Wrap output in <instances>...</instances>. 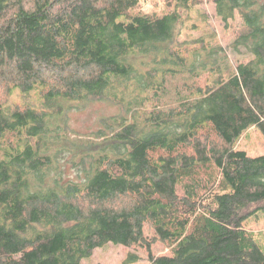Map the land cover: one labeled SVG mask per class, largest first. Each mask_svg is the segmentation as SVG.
Returning <instances> with one entry per match:
<instances>
[{
	"label": "trees",
	"instance_id": "trees-1",
	"mask_svg": "<svg viewBox=\"0 0 264 264\" xmlns=\"http://www.w3.org/2000/svg\"><path fill=\"white\" fill-rule=\"evenodd\" d=\"M105 99L120 114L67 137L70 104ZM251 128L264 138V0H0V264L109 242L264 264L244 227L264 211V154L237 146ZM67 140L77 171L48 178Z\"/></svg>",
	"mask_w": 264,
	"mask_h": 264
},
{
	"label": "rangeland",
	"instance_id": "rangeland-1",
	"mask_svg": "<svg viewBox=\"0 0 264 264\" xmlns=\"http://www.w3.org/2000/svg\"><path fill=\"white\" fill-rule=\"evenodd\" d=\"M149 6V5H148ZM200 11H206L211 17V22L214 24L219 33L223 44L224 34L227 33L218 23L213 19V10L209 3L205 2ZM230 57L234 55L229 51ZM12 99V98H11ZM120 107L109 100H93L81 103H72L65 112V120L62 124H66L68 135L71 139H92V132L97 130L101 124L100 120L103 117H111L120 114ZM54 133H61V128L51 130ZM69 131H71L69 133ZM79 146V145H78ZM239 149L245 150L249 156L255 157L264 154V138L259 130L251 128L247 130L242 138L238 141ZM75 146L69 140L63 141L59 149L62 150L61 157L55 162V166L46 170L47 177L62 175L63 178L74 176L77 171L69 162L72 159ZM46 178V177H45ZM244 227L254 233L255 241L261 246L264 252V211L258 212L245 220ZM153 253H166L167 249H162L161 246L155 244L152 248ZM135 255V257H133ZM80 264H150L148 256L141 249H136L120 243L109 242L101 248H96L92 255L82 258Z\"/></svg>",
	"mask_w": 264,
	"mask_h": 264
}]
</instances>
